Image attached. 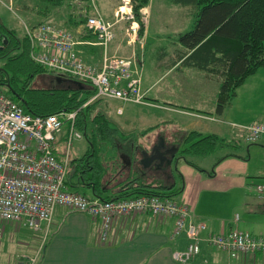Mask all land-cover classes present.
<instances>
[{"label": "rangeland", "instance_id": "obj_1", "mask_svg": "<svg viewBox=\"0 0 264 264\" xmlns=\"http://www.w3.org/2000/svg\"><path fill=\"white\" fill-rule=\"evenodd\" d=\"M37 1L0 0V23L6 28L13 30L17 37L22 38L25 35V25H32L36 21L49 20L72 33L76 32L77 28H79L78 30L82 28L81 32L93 41V36L90 33L87 34L84 22L86 15L93 13L95 7L105 20L114 22V37L108 45V53L116 56H134V58L138 57L139 60L144 57L142 64L143 87H146L153 78L163 75L158 80L156 88L164 92L166 88H168V91H172L173 94H170L171 96L169 97L177 103L176 106L185 105L184 107H188L187 109H200V112L207 115L210 113L208 111H211L213 103H215L219 88L215 82L216 80L209 83H207L206 79L202 81L203 70L199 69H191L193 73L185 75L177 74L176 70L175 72L164 74V65L169 62V56H172L174 51L178 49L179 34L193 27L196 17L193 15L191 6L182 5L174 0H148L147 4L141 9L140 20L142 21V26L140 29V25L135 20L132 11V0H128L126 4L123 0H63L60 6H46L50 16L46 15L43 19H41L40 14H36V11L41 10L43 5L40 6L41 9L33 7L38 6L36 5ZM33 12L35 14H32ZM115 12H118V16L123 13L119 20L120 22L116 24ZM127 13L131 14L132 17H127ZM77 17L85 18L84 22L75 24L76 28H71L72 21L75 22L78 19ZM133 22L138 24L137 36L139 38L134 42L128 43L129 36H127L125 30ZM2 63L3 58H0V66ZM175 77L186 85V91H182L181 87L177 85L179 81ZM186 80L189 87L186 84ZM51 81L47 77L38 75L31 79L30 85L43 87L51 83ZM243 82L246 83L240 88L239 95L232 97L224 109L223 115L215 114L214 118L224 122L232 120L242 121V123L246 124L255 121L264 122V120H259L260 114H256L260 106L256 102L264 106V65L259 67L256 72L248 75ZM201 87L205 89H201ZM152 97L150 94H146V103L158 105L159 102L153 100ZM160 104L163 105V102L161 101ZM93 107L101 109L123 131L134 133L137 142H141L139 143L140 146L151 145L150 149L159 142L164 144L163 137H167L168 134L181 135L182 132L190 127L186 123L190 120H195L185 114L165 113L164 111L161 113L162 119H167L170 122H158V125L151 128L146 134L140 135L139 133L142 130L154 122L153 119L155 117H150L148 113L153 111V108L148 106V104L143 105L130 101L124 102L116 98L101 97L95 102ZM117 107H121L122 110L119 114L116 113ZM219 122L216 121L215 124H219ZM223 128L225 129V127ZM67 129V124L64 123L60 131L56 133L55 143L57 146L54 151L57 155H63ZM218 134L223 137L224 142L227 144L218 147L213 153L205 157L188 154L184 158L204 167L206 174L216 173V179L212 181L213 184L218 189L219 187L226 188L225 191L216 192L211 201L214 202L212 204L214 205V211L211 212L214 218L224 221L225 224L238 219L239 224L241 221L253 222V219L249 218V215L252 214L248 215L247 211L254 210L258 204L264 207V190H257L258 186H264V135L256 141H246L243 137L233 139L231 133ZM176 139H178V136H176ZM88 148L89 144L83 134L81 138L73 139L68 151L69 160L72 161L82 157ZM178 156H180L179 151L177 152ZM184 158L180 159L183 161L179 162V164L177 163L176 168L173 169L177 181L176 187H183L185 180L188 182L192 180L193 184L197 183L196 179H191L192 173H190L197 170L196 166L187 163ZM68 169L70 171V165ZM161 175H158L156 180L153 178L156 183L163 178ZM144 180L150 181V178L146 177ZM67 181L69 190H77L72 185L76 181V176L72 174V170L71 173H67ZM112 181L110 180L109 182L113 184ZM79 191L84 192L87 196L91 194L90 190L86 188L79 189ZM171 197L175 200L179 199L177 194L171 195ZM200 202L208 201H203V197H201ZM52 221L54 220L52 219ZM262 221H264V216ZM237 222L234 223L232 228H240L242 230L241 227H238L239 224L236 226ZM6 223L8 224L4 230L0 245V264H21L24 255L33 254L39 247L42 250L48 244L53 232L52 223L47 230L42 229L38 232L26 227H20L17 222L9 221Z\"/></svg>", "mask_w": 264, "mask_h": 264}, {"label": "built area", "instance_id": "obj_2", "mask_svg": "<svg viewBox=\"0 0 264 264\" xmlns=\"http://www.w3.org/2000/svg\"><path fill=\"white\" fill-rule=\"evenodd\" d=\"M123 1L125 4L128 2ZM93 10V13L86 15L84 27L94 40L83 41L101 46L103 57L100 64L86 62L75 47L79 41L74 33L49 20L24 26L30 44V57L55 76L75 78L91 85L94 93L84 105L101 97L145 103L136 59L134 56L108 53V45L114 37V22L105 20L95 7ZM122 14L118 16V12H115L116 22ZM127 14V17H132ZM137 29V22H133L125 30L129 36L128 43L139 38ZM76 114L77 109L48 115L26 113L0 89V245L5 222H17L20 227L36 232L47 230L56 207L61 205L98 219L99 238L102 241L108 237L117 217L135 213L171 217V237L184 234L186 238L184 248L173 252V257L181 262L196 256L201 243L232 258L238 254L256 252L264 255V234L236 228L203 234L206 225L192 218L187 204L172 197L141 194L104 200L89 197L78 190H69L65 184L70 161L68 151L72 140L82 137V132L76 126ZM64 123L68 129L64 152L59 158L54 151L55 139ZM242 128L246 141H256L264 135L262 121L245 124ZM257 190L263 191L264 186H258ZM40 251L41 247L27 259L26 264H35Z\"/></svg>", "mask_w": 264, "mask_h": 264}, {"label": "trees", "instance_id": "obj_3", "mask_svg": "<svg viewBox=\"0 0 264 264\" xmlns=\"http://www.w3.org/2000/svg\"><path fill=\"white\" fill-rule=\"evenodd\" d=\"M174 1L191 6L196 19L190 30L179 34L178 49L169 56V62L179 60L181 65L203 70L218 80L215 111L221 114L235 95L236 88L264 65V0ZM147 2L132 0V11L140 29L141 9ZM62 3L63 0H38L36 5L38 9L43 5L39 11L48 15L46 6L56 7ZM84 19L78 18L73 23L80 24ZM29 51L30 44L25 35L19 38L0 23V58H3L0 89L26 113L48 115L77 109L76 126L89 144L82 157L69 161L71 169L68 172L72 170L76 176L72 185L78 191L89 189V197L104 200L141 194L171 197L180 192L179 187L146 182L136 174L122 177L120 153L137 145L134 133L123 131L101 109L93 107L99 98L84 105L94 93L91 85L70 77L56 80L57 76L36 63ZM38 75L52 80L51 83L43 87L31 86V79ZM148 130L139 134H146ZM225 144L223 137L215 133L202 134L192 130L180 141L179 154L207 155ZM186 161L194 165L190 160Z\"/></svg>", "mask_w": 264, "mask_h": 264}, {"label": "crops", "instance_id": "obj_4", "mask_svg": "<svg viewBox=\"0 0 264 264\" xmlns=\"http://www.w3.org/2000/svg\"><path fill=\"white\" fill-rule=\"evenodd\" d=\"M33 7L38 9V6ZM32 14L35 13L33 12ZM36 14H40L41 19L46 16L39 10L36 11ZM38 22L39 21H36V23H33L32 25H35ZM118 22L120 21L117 20L115 24ZM71 28H76L73 21ZM78 29L79 28L76 29L77 33L74 32V35L75 39L79 41L75 45L79 54L88 63L94 65L100 64L103 57V50L101 46L84 42L83 40H88L90 37H87L86 34L81 32L82 28L80 30ZM135 59L136 65L141 73V89L144 92V95L146 96V94H150L153 96V100L159 102L158 105H151L148 102L146 103V101L145 103H139L143 105L148 104V106L152 107L153 111L148 113L150 117H155L153 119L154 122L144 130H150L158 125V122H170L167 119H162L161 113L164 111L165 113L174 112L185 114L195 119L186 123L190 127L186 131L182 132L181 135L168 134L167 137H163L164 146L177 147L178 152L180 148V141H182L186 133L192 130L198 131L202 134L215 133L218 136H220L218 133H231L233 139L243 137V129L241 127L246 123L236 120L224 122L214 118V115L217 114L215 111V103H213L211 111H208L210 112L208 115L200 112V109H187L188 107L185 108V105L176 106L177 103L169 97L171 96L170 94H173L172 91H168V88H166L164 92L156 88L158 80L163 75L153 78L146 87H143L142 64L144 57L140 58V60L138 57ZM164 67V74L172 73L176 70V73L180 75L193 73V70L191 69H197L190 66H183L180 64L179 60H171V62L166 63ZM202 72V81H204V79L207 80V83L215 81V79H213V77L211 78L209 74H205V71ZM175 79L178 80L177 77H175ZM215 82L217 83V86H219V81L216 80ZM244 83L246 82H243V84L241 83L242 85L240 84L236 88L235 97L239 95V90L243 87ZM186 84L189 87L187 80ZM177 85L181 87L182 91L187 90V87L183 84V82L179 81ZM201 89L205 88L201 87ZM161 101L163 102V105L160 104ZM256 103L257 105H260L256 114H260L259 120H264V106L258 102ZM118 109H120V111H118ZM121 112V107H117L116 113L119 114ZM223 113L224 112L218 115H223ZM216 121H220L219 124H215ZM223 127H225V129ZM176 136H178V139H176ZM139 143L137 142V145H135L134 148L130 147L129 151L120 153V157L123 160L122 168H120V170L123 171L122 177L136 174V176L142 177L143 180L144 178L146 179V177L150 178V181L146 182L154 184L164 183L170 186L174 185V187H176L177 181L174 170L172 171V175H169L166 172V169L164 172H157V168L154 166V160L156 157L153 158L149 164L146 165V167H140L138 157L141 156V152L146 150L148 155L151 156L154 155L155 151L150 149L151 145L143 144L145 146L143 147L142 145L140 146ZM56 146L57 144L55 143V149ZM56 156L61 158L62 154H56ZM201 156L205 157L206 155ZM174 157L176 158L177 155ZM178 157L177 163L179 164V162H182L183 160H180L182 159L180 156ZM186 160L187 159L184 158V161ZM193 164L196 165L197 170H195L196 172H190L192 173L191 179H196L197 183L193 184L192 180L190 182L185 180L183 187L177 186L180 188V192L177 193L179 198L177 201L187 204L192 218L196 221H201L206 225V229L203 231V234H206L209 231L225 232L234 227V223L238 221L236 224L237 226L239 224V219L225 224L224 221H220L211 215V212L214 211V205H212L214 202H211L214 198V194L216 192L225 191L226 188L219 187L218 189L216 185L213 184L212 181H215L216 173L206 174L204 167L195 163ZM158 175H161L163 178L156 183L154 179L156 180ZM117 176L119 177V175ZM201 197H203V201L208 202H200ZM247 213L248 215L252 214L249 215V218L253 219V222L241 221L242 223L240 222L238 227H241L242 230L247 229L246 231L249 230V232L253 234H264V221H262V217L264 216V207L258 204L254 210H249ZM53 220L54 221L51 222L53 224L52 236L48 244L40 251L35 264H264V255L260 252H256L254 254H238L236 257L232 258L225 252L212 248L205 243H201L200 252L196 256L186 262L178 261L173 257V252L184 248L186 238L184 234H181L176 238L171 237L173 218L168 216H153L148 213H135L128 216L117 217L114 219L111 231L104 241L99 238V220L90 217L86 213L70 210L60 205L55 209ZM7 224L8 223L6 222L3 224L4 230L6 229ZM42 226L45 228L44 224H42ZM35 252L33 254L30 253L28 255H24V259H22L23 261L21 264H26L27 259L30 256H33Z\"/></svg>", "mask_w": 264, "mask_h": 264}, {"label": "water", "instance_id": "obj_5", "mask_svg": "<svg viewBox=\"0 0 264 264\" xmlns=\"http://www.w3.org/2000/svg\"><path fill=\"white\" fill-rule=\"evenodd\" d=\"M59 78H61L60 76H57L56 77V80H59ZM164 146V144L161 142V144H160V142L155 146V147H153L151 150L152 151H155V155H151V156H149L148 155V153H147V151L146 150H143L142 152H141V156H142V158L139 160V162H140V164H141V166H143V167H146V165H148L145 161L146 160H149V162L153 159V158H155V157H158V158H161V160H165V158H167L165 155H163V154H157L158 153V151H159V148L160 147H163ZM177 152V147H174V150L172 151V153H171V155H170V157H168L167 159H166V172L169 174V175H172V171H173V169L174 168H176V164H177V162H178V158L179 157H174L175 156V153ZM162 155V156H161ZM180 157L181 158H184V156H181L180 155ZM175 160V161H174ZM163 162V161H162ZM129 163H130V161H129ZM173 163V164H172ZM163 167V165L161 164V165H157V169H160V168H162Z\"/></svg>", "mask_w": 264, "mask_h": 264}, {"label": "flooded vegetation", "instance_id": "obj_6", "mask_svg": "<svg viewBox=\"0 0 264 264\" xmlns=\"http://www.w3.org/2000/svg\"><path fill=\"white\" fill-rule=\"evenodd\" d=\"M173 150H174V146H169V147L163 146V147H160L159 148V151H158L157 154H159V155L160 154H163V155H165L168 158V157H170V155H171V153H172ZM154 155H155V153H154ZM175 155H177V152L175 153ZM123 158H125V157H123ZM141 158H142V156H139L138 157V160H140ZM167 158H165V160H161V158H158V157L155 158V160H154L155 161V163H154L155 168L157 167V165H161V164L163 165L162 168L156 170L157 172L158 171H161V172L163 171L164 172V170L166 169L165 168L166 167V164L165 163H166V159ZM145 162L148 164L149 163V160H146ZM140 167L143 168V166H141V164H140Z\"/></svg>", "mask_w": 264, "mask_h": 264}]
</instances>
